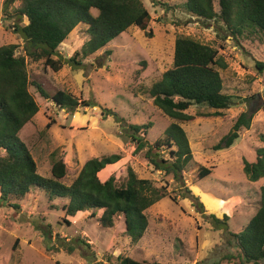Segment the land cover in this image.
Wrapping results in <instances>:
<instances>
[{
  "label": "rangeland",
  "instance_id": "1",
  "mask_svg": "<svg viewBox=\"0 0 264 264\" xmlns=\"http://www.w3.org/2000/svg\"><path fill=\"white\" fill-rule=\"evenodd\" d=\"M5 1L0 0V47L18 45V54L24 55V40L15 32V25L25 26L28 20L16 14L20 1ZM157 2L160 5L144 0L152 17L149 29L153 38L132 27L106 48L82 58L81 66L71 67L65 60L80 52L89 39L86 27L79 25L59 47V56L54 57L62 58L60 71H44L43 61L29 60L32 77L44 83L46 80L51 95L65 89L95 107L70 112L42 98L31 87L39 112L19 137L34 158L38 174L45 178H52V156L57 153L66 164L67 174L60 180L66 186L74 182L90 159L121 154L119 163L99 173L101 181L115 175L122 185L131 167L140 178L150 179L159 187L168 182L171 197L146 211L149 226L134 244L124 233L122 217L114 228L103 229L97 220L102 212L95 218L89 212L67 217L62 211L63 199L49 202L43 192L33 188L22 202L13 206L0 203V264H119L120 256L159 264H237L225 259L237 253L229 234L239 233L256 215L260 189L264 187V178L250 182L243 172L244 160L255 162L256 151L264 148V71L256 66L264 63V41L231 37L221 20L203 22L185 11L187 0ZM214 7L220 12L218 0ZM179 36L217 49L227 64L226 69L218 70L223 93L231 96L229 109L214 114L216 110L206 104H193L187 113L195 120L181 123L193 152V161L183 177L204 205L205 213L193 206L191 195L182 196V185L172 176L156 171L144 153L135 155L130 138L134 133L131 126L150 123L151 128L141 135L151 145L163 142L165 130L175 122L154 105L147 90L172 67ZM242 113L253 116L251 128H243L232 147L216 150ZM50 122L53 125L46 130ZM163 157L167 159L168 152ZM200 166L213 168V173L195 182ZM208 215L219 219L229 216L227 229L212 224L205 217Z\"/></svg>",
  "mask_w": 264,
  "mask_h": 264
},
{
  "label": "trees",
  "instance_id": "2",
  "mask_svg": "<svg viewBox=\"0 0 264 264\" xmlns=\"http://www.w3.org/2000/svg\"><path fill=\"white\" fill-rule=\"evenodd\" d=\"M16 1L21 2L17 16L26 18L28 24L22 27L15 25V32L21 34L24 40V55L18 54V45L0 47V153H3L0 155V203L13 206L25 200L34 188L43 192L49 202L63 199L62 211L67 217L89 212L91 218H95L102 212L97 220L103 229L114 228L116 221L122 217L125 235L136 244L144 237L149 226L146 211L166 197H171L168 182L159 187L150 179L140 178L131 167L127 168L124 184L118 185L115 175L102 182L99 173L123 159L121 154H111L87 161L74 182L66 186L60 182L67 174V168L59 154L52 156V178H45L38 174L37 164L19 134L39 112V105L30 92L31 87H35L42 98L70 112H75L79 107H95L89 101H79L65 89L59 88L51 95L46 80L44 83L40 78L32 77L28 69L29 60L43 61L44 71L47 68L60 71L62 58L56 60L54 57L59 56V47L73 30L83 25L88 41L80 52L65 60L71 67H79L82 58L106 48L132 27L153 38V32L149 29L151 14L144 0L5 2L13 4ZM152 1L160 5L157 0ZM214 3L215 0H187L183 8L203 22L221 20L226 31L235 39L264 41V0H218L220 12L215 10ZM93 11H97V15ZM256 66L260 72L264 71V63L258 62ZM226 67L217 49L188 36L177 37L172 67L147 90L154 105L175 122L165 130L163 142L153 145L141 135V132L151 128L150 123L131 126L134 130L130 136L135 145L134 154L144 153L145 159L156 171L164 172L167 177L172 176L178 185H182V196L191 195L192 204L200 213H205L204 205L192 194L183 177L193 161V152L181 123L195 120L187 113L193 104H206L216 110L214 114L229 109L231 96L223 93V80L218 70ZM252 120V115L240 114L231 131L215 149L232 147L239 139L241 130L251 128ZM52 125V122L47 124L46 130ZM166 152L167 159L163 157ZM256 154V161L244 160L243 167L247 179L254 183L264 178V148L258 149ZM212 173L213 168L200 166L195 182ZM205 217L214 225L225 226L224 229H227L230 220L227 215L223 219L215 215ZM65 223L70 222L66 220ZM229 235L237 253L226 256V260L237 264H264V187L260 189V207L256 215L239 233ZM118 263L159 264L121 256Z\"/></svg>",
  "mask_w": 264,
  "mask_h": 264
},
{
  "label": "crops",
  "instance_id": "3",
  "mask_svg": "<svg viewBox=\"0 0 264 264\" xmlns=\"http://www.w3.org/2000/svg\"><path fill=\"white\" fill-rule=\"evenodd\" d=\"M102 182H105V181H102Z\"/></svg>",
  "mask_w": 264,
  "mask_h": 264
}]
</instances>
